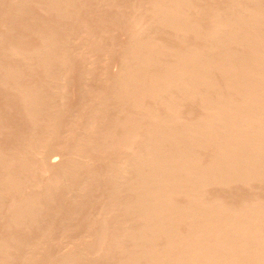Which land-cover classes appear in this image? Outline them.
<instances>
[{
    "label": "bare ground",
    "instance_id": "bare-ground-1",
    "mask_svg": "<svg viewBox=\"0 0 264 264\" xmlns=\"http://www.w3.org/2000/svg\"><path fill=\"white\" fill-rule=\"evenodd\" d=\"M35 1L37 0H0V18L1 21L2 19L6 21L3 20V24L7 23L2 28L0 27L2 29H0V89L8 91L15 98L18 109H21L19 114L22 115V119L20 115L18 118L23 120L22 126L25 124V128H28L27 131L24 130L25 132L22 130L25 134L14 130L17 133L15 134L19 136L14 139L19 140L16 143L12 139L15 141L14 144L10 145L9 142L6 145L7 147L13 145L15 148L10 147L14 148L11 149L12 151L7 153L3 150L4 153L0 149V211L4 208L7 209L4 211L8 216L9 224L6 227L9 228L8 235H10L4 240L2 235L5 236V234L0 232L2 233V235L0 234V264L7 262L12 264V260L18 261L17 264H31L36 257L37 261L38 258H41L37 254L42 253L40 251L46 248V244L45 247L43 244L51 239L49 238L51 234L49 229L53 226L50 220L51 226L42 222L41 216L44 207H41L44 203L39 204V202L47 204L51 202L48 200L50 197H56V194L54 197V193L50 192L53 189H49L51 185L46 178L53 174L48 167L52 166L51 169L54 167L55 170V166L58 167V170L54 171L58 172L57 175L59 174L60 178H55L57 175H52V178L59 183L57 184L54 180L53 184L56 183L58 186L52 188L55 187L58 191H62L60 188L63 186L66 189L68 182L73 183L74 179H82V176L74 178V173L79 169V172L81 169L83 172V168L86 170L88 159L91 163L93 162L92 156H90L92 159H86L84 155V153L88 155L90 152L89 149V151L86 150V147H91L92 143L88 145L89 143L87 144L85 141L89 139L91 134L89 130L92 129L90 126L93 125V122L102 123V126H98L99 130L97 127L95 133L92 130V134L99 132L96 134V136L99 135L98 137L93 135L96 140L99 138V141H96L98 145L92 140L94 141L93 145L94 143L96 145L93 149H97L100 145L106 146L110 149L108 153L104 148L108 155L112 154L106 155L107 153L103 149L105 157L112 156V160L105 161L103 155L100 157L102 161L100 158L99 161L103 162L104 166L107 164L106 170L104 169L106 176H104L107 178L105 181L108 187H110V189L108 188L110 191L106 188L108 202L105 203L108 204L104 203L102 207L106 205V208H103L102 211L106 209L104 214H107L109 219H113V221H107L114 222L115 226L113 225L114 228L110 226L112 228L109 232L101 229L100 232L103 233L102 230H105V233H103L104 235L96 234L100 238L95 235L96 232L99 233V230H95L96 225L103 228L111 224L107 221L108 225L105 224V219L108 216L102 215L100 210L98 215L106 218L101 216L99 219L97 218L98 220L96 219L93 223L95 229L91 225L97 239L94 240V235L89 236V241L91 237L93 238V242L89 243L88 239H82L87 237L81 235V239L86 242L82 248L81 245L84 241L81 245L79 244L80 247L76 246L81 250L72 253L71 250L74 248L71 246L72 249L69 248L70 252H68L72 254L68 253L69 255L64 256L63 252H59L63 256L60 258L57 256L58 260H55V254L53 256L50 252L46 257L49 260L55 257L54 260L52 259L53 264H89L91 259L97 260L100 256V254L95 255L98 258L96 259L94 256L93 258L92 251L100 247L98 252L100 253L103 244H105L103 245L105 254L102 250L104 256H100V259L102 257L101 261L93 260L92 262H96L93 264H264V202L261 201L264 199L258 197L261 199L259 200L256 197L259 196V190L263 189L261 194L263 193L264 188H260L256 192L257 195L254 194L255 189L252 191L255 187L254 184L261 186L264 183V0H147L146 3H142L146 0H141L142 2L137 3L144 4L143 6L136 5L133 9L130 4L128 5L131 8H127L133 9V15L127 13L129 9L125 8L127 15L130 14L131 18L126 17L125 11L120 12L115 9L116 7L113 8L120 5L122 1L118 4L117 0V2L111 0L112 4L113 2L118 4L111 5V7L108 2L109 9L106 8L109 10L108 12L119 11L118 15L115 14V18L116 15L119 19L122 13L125 14V20L122 19V16L124 17L122 14V20L119 19L116 23L120 25V28L123 27L121 25H125V32L124 30L123 32L128 33V44L126 47L124 46L120 63H118L120 64V68L117 70L119 73L115 79L113 78L112 84L108 85L109 94L106 91L108 96L106 99L103 97L104 100L99 102L93 99L97 102L94 103L98 105L95 106L94 112L93 110L90 112H93L97 117L89 119L92 121V123L89 121L91 124L88 123L90 126L87 125L88 120H85L86 124H84L85 121L80 123L81 125L78 122L79 128L85 126V128L88 127V130L80 129L84 133L78 134L82 137L78 138L80 140L76 144V141L72 140L74 146L70 145L72 141L66 142L71 139L68 138L71 137L70 134L66 133L68 139L65 137L67 139L65 142L70 147L67 145L68 147L65 148H62L64 142H59L64 138L60 140L63 133L60 134L62 130H59V127L63 128L59 124L61 118H58V114L61 111L58 112V110L59 107L61 110L63 109V106L60 105L63 100L62 96H65L62 92L64 90L61 89V86L65 84V82L62 83L61 73L63 70L61 68H66L65 65L69 62V58L74 55L70 52L69 47L72 39L69 38L64 28L59 27V21L58 27L55 22V28L49 24L51 28L49 26L47 28L43 22H39L40 24L35 22L36 18L40 17L35 16L34 13L37 11L31 12V9L37 10L39 7L42 13H47L45 15L49 14L48 16H53L51 17L53 19L69 21L72 24L74 22L70 20L73 17L72 12H76V7L83 3H79L78 0H39L44 3H42L44 6L40 2L35 7V3H39ZM94 1L98 5V0ZM101 1H98L100 3L99 10L101 8L105 10L106 2ZM217 1L219 4L216 3ZM83 2L90 4L86 0ZM127 2L130 3L129 0ZM133 2L137 4L135 0ZM85 3L86 8L83 9V6L82 11L86 10L87 12L90 9L93 14L99 11L98 9L94 10L93 7H98L95 3V6L92 4L86 6ZM101 3H104L103 7ZM123 4L125 5L126 2ZM220 4L223 8H219ZM33 5L35 8L30 7V9L29 6ZM75 8L76 10H74ZM119 8L121 9V7ZM40 13L38 12L37 15ZM78 13V18L76 13L74 17L79 19V24H81L78 16L81 13ZM101 14L103 13L98 15ZM51 18L49 19L50 23H53ZM44 20L49 21L48 18ZM47 21L45 22L47 23ZM78 21L76 22L77 28H79ZM104 21H101L102 24ZM35 23L39 25L37 26ZM42 24L46 29H40ZM15 25H18V28L21 27L20 30H29L30 36L36 44L33 45L34 41L31 42V46H29V41V44L24 43L25 36H17V33L14 32ZM113 25L116 27L115 22ZM71 26L68 27V23L65 25L67 28H71ZM108 27L107 29L112 28L111 30H113L114 26ZM104 28L100 29L105 32L106 26ZM120 28L118 26V29ZM120 30L122 32V28ZM17 32L19 35V31ZM72 32L70 31V34ZM78 32L76 31V33ZM79 49L81 48L79 47ZM70 53L73 55L70 56ZM73 58L70 60L72 61ZM8 61L16 62V64ZM33 71L40 73L39 76L43 77L42 80V77L39 79L40 83L39 80H36L38 85L31 84V82L29 84L28 80H25L28 73L33 78L38 76L36 73L35 75L31 73ZM11 94L3 95V98H10ZM10 99L8 101L5 99V102H10ZM13 101L12 98L11 102ZM59 101L60 105H58ZM7 103H5L7 106H11ZM90 108L92 109L91 106ZM185 108L195 110L196 115L193 116L194 111H187ZM109 112H112L114 116L111 114L112 118L108 117L106 120H109L105 121L103 115L106 114V118ZM17 114L15 115L17 116ZM62 114L60 116L63 117ZM94 114L91 116L93 117ZM98 116H102V118ZM3 117L2 120H4ZM95 118H101L105 122H99L100 119L95 121ZM2 123L0 122V126ZM70 129L72 130L71 127ZM70 129L68 128L69 133ZM3 131L1 132L3 133ZM65 131L67 130L63 132ZM18 133H21L22 136ZM73 135L72 138L78 136L74 133ZM91 137L90 139H93ZM56 138L57 140H55ZM90 139L88 142H92ZM54 141L58 142L54 143ZM83 142L87 145L85 146ZM100 142L101 144H99ZM56 143L58 146L54 147L53 144L56 145ZM59 143L62 147H59ZM111 150L118 154L117 157ZM91 153L93 154V151ZM54 155L59 156L61 162L56 160L58 164H54L56 163L52 161ZM113 156L116 159H113ZM96 157L98 156L96 155ZM91 163L88 169L92 168L90 166L93 163ZM40 164H44V167L41 165L42 169ZM54 171L52 170V172ZM40 172L45 174V177L40 175L48 181L46 185H49L48 188H45L46 185L41 182L45 190L42 189V195L41 193L39 195L37 191L38 189L40 192V189L43 188L39 184ZM78 173L76 175H79ZM85 173L87 172L80 173L84 175V180L86 179ZM37 174L39 176H36ZM33 175L36 179L38 178L37 184L39 185L36 184V179L33 181L36 187H39L31 189H35L36 197L38 194L39 197L44 198H42L44 201H39L41 198H36L35 195H29L30 193L35 194V191H31L29 187L31 192L27 189L25 191L29 194L23 193L24 187L28 183L33 184V181L29 182ZM35 177L33 176V178ZM43 178L41 180L44 182ZM80 182L76 181L73 185L72 183L68 184L67 189L72 185L73 188L69 190L74 189L75 192H78V188L77 191L75 189L77 186L74 187L78 183L77 185L81 184L80 187H83L84 190L85 185L83 181ZM34 184L33 186H35ZM60 184L62 186L58 189ZM235 185L250 191L251 195L244 189V191H240L248 195L241 199L240 196L238 197V193L236 196L231 194L233 202L235 201L233 197L239 198L237 203L235 202L236 204H233L232 201L231 204H227L229 202L227 200L228 193L225 196L226 200L223 199L224 196L221 198L211 197L212 188L219 195V191L216 189L228 191ZM208 189L210 192H207ZM62 192L58 196L64 197L61 199L63 201L67 195L62 196ZM73 192L72 195L66 190L63 193H68L71 197ZM226 192L222 194L224 195ZM206 193L211 195V198ZM84 195L86 196L87 192ZM58 196L52 202L58 200ZM8 200L13 201L8 202ZM71 200L69 199L67 202ZM53 205L55 206L56 202ZM0 214L3 217V214ZM2 220L0 222L3 225ZM40 220L42 221L40 222ZM96 221H99L98 224ZM45 224L48 226L45 227ZM4 226H2V230H7ZM9 226L14 228L15 231H12L16 233H12L17 235H11ZM88 227L90 228V225ZM108 229L110 230V228ZM51 231L53 230L51 229ZM31 232L33 235L29 234ZM84 234L86 233L84 232ZM101 236L109 237V239L106 241ZM102 239L103 242L109 240L108 245L101 242ZM65 244L64 246H66ZM11 250H17L16 256L12 255L14 252ZM51 255L53 257L49 258ZM11 256H15L19 260H16L15 257L11 258ZM47 261L45 260L43 264L51 263ZM35 262L34 264H36Z\"/></svg>",
    "mask_w": 264,
    "mask_h": 264
},
{
    "label": "rangeland",
    "instance_id": "rangeland-1",
    "mask_svg": "<svg viewBox=\"0 0 264 264\" xmlns=\"http://www.w3.org/2000/svg\"><path fill=\"white\" fill-rule=\"evenodd\" d=\"M38 2H39V0H37ZM37 1H35V2H37ZM42 1V0H41ZM40 1V2H41ZM79 1V3H83V5L81 4V5H78L76 8H77V10L78 9H81V8H83V6H84V3L85 2H83V1H85V0H82L81 2H80V0H78ZM91 1V0H90ZM90 1L89 0H86V2H89L90 3ZM94 1V0H93ZM91 1V3L90 4H86V6H88V5H93V6H95V5H97L96 4V2L94 1ZM97 1V0H96ZM98 1H100V0H98ZM97 1V3H98V5H100V3ZM102 1H104V2H106L105 3V6H104V3H101V6L103 5L104 6V8H105V10L103 9V8H101V10H99L100 9V7L98 6L97 8H95V7H93L94 8V10H96L97 11V9L99 10L98 12H100V13H103V14H101V15H98V14H100V13H98V12H94V14L92 13L93 11H91L90 12V9H88L89 11H87L86 12V10H84L85 11V13H84V11H82L83 9H85L86 7L84 6V8L83 9H81V10H78V12L79 11H81V12H79V13H81V15H78L79 17H80V23L81 24H79V19L77 20V10H76V8L74 9V10H76V12H72V15H73V17L75 16L74 14L76 13V17L77 18H75L74 17V19H73V17H72V19L70 18V20H72V21H74L75 23L78 21V27L79 28H77L76 26H77V23H76V25H75V23L74 22H72V24L69 22V21H62V20H57L56 18H51V17H53V16H48V15H45V14H47V13H42V11L39 9V7H37L38 9H39V11H38V9L36 10H34V9H31V8H35L36 7V5L38 6V4H40V2L39 3H35V7H34V5L33 6H29V8L31 9V12H33V11H37V13L35 12L34 13V15L35 16H39L40 18H36V20L37 21H35V22H37V23H41V22H43V24H44V26L45 27H47V26H49V25H51V27H53V28H55V26L54 25H56L57 27H58V24L60 23V25H59V27L61 28V29H65L66 30V32L68 33V35H69V38L70 39H72V41H70V43L71 44H73V45H71V44H69V47H70V49H71V53H73V54H71L70 53V56H72V57H70L69 58V66H67V64L65 65V67L67 68H61L63 71H62V83H64L65 82V84L64 85H62L61 87V89H63L64 91H62V92H64L63 93V95H65L64 97L62 96V98H63V100L60 102H58V105H60V103H61V107L63 108L62 110H61V108L59 107V110H58V112L59 111H61V113L59 112V114H58V118L60 117L61 118V121H59V124L62 126V128L63 129H61L60 127H59V130H62V132L61 131H59L58 130V132H61L60 134H62L63 133V135H64V137H63V135H61V137H60V140H61V138L63 139V141L61 140V141H59V135L57 136L58 137V141L60 142V143H66V142H71L72 140L75 142V144L81 139V137L82 136H80V135H78L79 133H84V132H82L83 130H86L87 128H85V126L84 127H82L81 126V128H83V130H80L81 128H79L80 127V125L82 124V122H84L85 120H88L87 121V125H88V123H89V121L90 120H92L94 117H97L93 112L95 111V106H97L95 103H97V102H99L100 100L102 101V99H103V97H104V99H106V96H108V94H109V90H107V89H109V87H108V85H110V84H112V81H114V79L116 78V76L118 75V73L119 72H117V70H119L118 68H120V64H118V63H120V59H121V54H122V51H124V48L126 47V45L128 44V40H129V38L127 37L128 35V33L126 32V34L124 33L125 32V30H124V24L123 25H121V26H123V27H121L122 28V32H120L121 30V28H120V25H117V20L119 21V19L120 20H122V19H124V18H126V17H129V18H131L132 16L131 15H133L134 13L132 12L133 11V9H134V7L136 6V5H140V6H143V5H141V3H137V2H142L141 0L139 1V0H135V2L137 3V4H135L133 1L134 0H129L130 1V3H128L127 1L128 0H112V1H116L118 4L120 3V5H118L117 3H115L114 4V2H113V4L111 3L112 1L111 0H108V1H106V0H102ZM101 1V2H102ZM111 1V2H110ZM93 2V3H92ZM108 2H109V6L111 7V5H118L119 7H121V9L118 7V6H114L113 8H115V9H118L120 12L122 11V12H124L125 14H126V17H125V14H123L124 15V17L122 16V14L119 16V19L117 18V13H119V11L117 10L116 12L115 11H113V12H108L109 10V6H108ZM124 2H126V4L124 5L123 3ZM147 2V0L146 1H143L142 3H146ZM219 1H217L216 3L217 4H219L218 3ZM43 2H41V5L42 6H44L43 4H42ZM94 3H95V5H94ZM133 3V5H131ZM216 3H215V5H216ZM221 3V2H220ZM30 4V3H29ZM122 4V5H121ZM130 4V6L133 8V9H130L131 7L130 6H128ZM135 4V5H134ZM222 4H224V3H222ZM79 6H81V7H79ZM102 6V7H103ZM108 6V7H107ZM124 6H126V7H124ZM219 6V5H218ZM220 6L221 7H219V8H223V6L220 4ZM127 7H130V8H127ZM93 8L91 7V9L93 10ZM106 8H108V9H106ZM129 11V12H127L126 11V9ZM29 9V10H30ZM111 10V9H110ZM113 10V9H112ZM40 11H41V13H40ZM106 11V12H105ZM38 12L40 13L39 15H37L38 14ZM132 13L131 15L130 14H128L127 15V13ZM78 13V14H79ZM105 13V14H104ZM90 14V15H89ZM114 14V15H113ZM115 14H117L116 15V18H115ZM41 15H45L43 18L41 17ZM94 15V16H93ZM47 16V17H46ZM106 16V17H105ZM111 16H112V19H111ZM114 16V17H113ZM121 16H122V19H121ZM90 17V18H89ZM46 18H48V20L51 18V22H53V23H50V20L49 21H47V20H44V19H46ZM96 18V19H95ZM114 18V19H113ZM129 18H127V19H129ZM40 19H42L41 21H40ZM56 19V20H55ZM82 19V20H81ZM104 19H105V21H104ZM115 19H116V21H115ZM3 20L4 19H2V21H1V18H0V27L2 28V26L3 25H5V24H7V23H5V24H3L4 22H6L5 20H4V22H3ZM53 20V21H52ZM96 20V21H95ZM100 20V21H99ZM108 20H114L113 21V23L115 22V24H116V27H115V25H113V23H112V21H111V23H110V21H108ZM125 20V19H124ZM45 21H47V23L45 22ZM58 21H59V23H58ZM101 21H104L103 23L105 24H102V22ZM107 21V23L111 26V27H113V30H111L109 27V25L107 24V23H105ZM45 22V23H44ZM55 22H57L56 24H55ZM63 22V23H62ZM101 22V23H100ZM2 23V24H1ZM37 23H35L37 26L40 24H37ZM68 23V27L69 26H71V25H73L74 24V26H71V28H67V27H65V25ZM70 23V24H69ZM100 23V24H99ZM43 24H42V26L40 25V29L42 28V29H46V28H43L44 26H43ZM46 24V25H45ZM49 24V25H48ZM102 24V25H101ZM112 24V25H111ZM122 24V23H121ZM53 25V26H52ZM81 25H83L84 27L82 28V26ZM81 26V27H80ZM90 26V27H89ZM101 26V27H100ZM106 26V30H105V32L102 30V29H105L104 27ZM109 26V27H108ZM118 26H119V28L120 29H118ZM50 26H49V28H51ZM56 27V28H57ZM74 27H75V30H74ZM102 28V29H100V28ZM107 27L109 28V29H107ZM0 28V29H1ZM17 28V29H16ZM21 28V27H20ZM20 28H18V25H15V33H17L16 35L17 36H20V35H22V36H25V38H23V40H25V41H23L24 43L26 42L27 44H29L30 43V45L29 46H31V42H33L34 41V39L30 36L31 35V32L29 31V30H26V29H21L20 30ZM48 28V27H47ZM73 28V29H72ZM77 28V29H76ZM114 28H115V30H114ZM78 29H80V30H78ZM2 30V29H1ZM68 30V31H67ZM85 30V31H84ZM120 30V31H119ZM123 30H124V32H123ZM17 31H19V35H18V32ZM70 31L72 32L71 34H70ZM76 31L78 32V33H76ZM84 31V32H83ZM102 31H103V33H102ZM110 31V32H109ZM117 31V32H116ZM21 32H24L23 34L21 33ZM26 32H28V33H26ZM21 33V34H20ZM83 33V34H82ZM84 33H86L87 34V36H86V34H84ZM29 36V38H28V36ZM72 35V36H71ZM73 35H75L74 37H73ZM31 37V38H30ZM84 37V38H83ZM80 38H82L81 40H80ZM87 38V39H86ZM69 39V40H70ZM76 39V40H75ZM160 39H162V37H160ZM163 40V39H162ZM161 40V41H162ZM28 41H29V43H28ZM78 41H79V43H78ZM73 42V43H72ZM83 44H82V43ZM127 42V43H126ZM36 44V42L34 41L33 42V45H35ZM80 44V45H79ZM85 44V45H84ZM76 45V46H75ZM27 46V45H26ZM81 48V49H79V47ZM82 46H84V47H82ZM91 46V47H90ZM125 46V47H124ZM86 47V48H85ZM122 47H123V49H122ZM75 48V49H74ZM95 48V49H94ZM94 49V50H93ZM78 51V52H77ZM107 54V55H106ZM88 56V57H87ZM74 57V58H73ZM71 58H73L72 59V61L70 60ZM82 58V59H81ZM119 59V60H118ZM8 62H11L12 63V61H8ZM113 62V63H112ZM12 64H16V62H13ZM112 64V65H111ZM117 66H119V67H117ZM69 67V68H68ZM69 69V70H68ZM65 70V71H64ZM88 71V72H87ZM31 73H33L34 75H35V73H36V75H41L40 73H37V72H35L34 73V71L33 72H31ZM85 73V74H84ZM115 73H117V74H115ZM38 76H35L34 78H33V76H31V74H29L28 73V75L26 76V79L25 80H28V82H29V84H30V82H31V84H35V85H38L40 82H41V80L43 79V77L42 76H39V78H38ZM115 76V77H114ZM31 77V79H29ZM42 77V78H41ZM36 78V79H35ZM41 78V80H39ZM65 78H66V80H65ZM114 78V79H113ZM34 79V80H33ZM113 79V80H112ZM36 80H39V83H37V81ZM111 82V83H110ZM69 86V87H68ZM64 87V88H63ZM107 87V88H106ZM87 90V91H86ZM0 91H1V95H0V120H2V117L4 118V120H2V121H0L2 124V126H0V129H3V130H0V132L1 131H3V133L1 132L0 134L3 136H1L0 135V149L2 150V152H4L3 150H5V152H10V151H12L15 147L12 145V146H9V147H7L6 145H8L7 143H9L10 142V145L13 143V142H15L16 141V143H17V141L19 140V139H16L17 137L19 138V136H17L16 134V131H14V130H18V132H23L24 130H28V128H25L26 126H25V124L22 126V123H23V120H21L22 119V115L21 114H19L20 113V111H21V109L19 108L18 109V103L16 102V100H15V98L12 96V94L11 93H8V91L7 92H5V91H2L1 89H0ZM67 91V92H66ZM106 91H108V94H107V92ZM6 94H5V93ZM105 93V94H104ZM9 94H11L9 97L11 98H7V97H5V99L8 101L9 99L12 101V98L14 99V101L13 102H8L11 106H7L5 103H7V102H5V99L3 98L4 96H8ZM101 94H102V98H101ZM105 96H104V95ZM107 94V95H106ZM4 95V96H3ZM97 96V97H96ZM99 96H100V98H99ZM98 98V99H97ZM93 99L94 100H97V102H95V101H93ZM103 99V100H104ZM3 100V101H2ZM66 100V101H65ZM87 100V101H86ZM93 101V102H92ZM5 102V103H4ZM15 102V103H14ZM89 102V103H88ZM95 102V103H94ZM3 103H4V105H6V106H4L3 105ZM7 103V104H8ZM64 103V104H63ZM95 105H94V104ZM8 104V105H9ZM15 105L14 107H13V105ZM17 104V105H16ZM92 105H94V106H92ZM90 106L92 107V109L90 108ZM4 107V108H3ZM15 107H16V110H18L19 112H17L16 110H15ZM6 108V109H5ZM13 108V109H12ZM90 108V109H89ZM94 108V109H93ZM66 111H65V110ZM187 111H194L193 112V116H195L196 114H195V110H191L190 108L189 109H187V108H185ZM184 109V112H186V110ZM5 112H4V111ZM8 110V111H7ZM12 110V111H11ZM90 110H93V112H90ZM7 111V112H6ZM10 112V113H9ZM67 114H65V113ZM78 112V113H77ZM92 113L91 115H93L94 114V116L92 117L91 115H90V113ZM5 113H8V114H6L5 115ZM16 113H18L17 114V116L15 115ZM63 113V114H62ZM70 113V114H69ZM76 113V114H75ZM88 113H89V115H88ZM63 115V117L62 116H60V115ZM81 114V115H80ZM85 114V115H84ZM114 116V114L112 113V112H109L108 113V115H107V117L105 118V116H106V114H104L103 115V119L105 120V121H108V120H106L108 117H111L112 118V115ZM19 115L21 116V119L20 118H18L19 117ZM87 115V116H86ZM111 115V116H110ZM7 116V117H6ZM10 116H12V117H10ZM66 116H67V118H69V119H67L66 118ZM86 116V117H85ZM89 116V117H88ZM75 117H77V118H75ZM79 117V118H78ZM98 117H101L102 118V116H98ZM189 117V116H188ZM82 118H84L83 120H82ZM85 118H87V119H85ZM90 118H92V119H90ZM101 118H95L94 120L96 121V119H97V121L100 119V121L99 122H105V121H103V120H101ZM110 118V119H111ZM190 118V117H189ZM12 119V120H11ZM63 119V120H62ZM90 119V120H89ZM67 120V121H66ZM79 120V121H78ZM93 120V121H94ZM12 121V122H11ZM72 121H74V122H72ZM5 122V123H4ZM64 124H63V123ZM78 122H79V124H78ZM91 123H92V121H90ZM12 123H13V125H12ZM15 123V124H14ZM21 124V125H19V124ZM91 123H89V124H91ZM94 123H95V126H94ZM76 124V125H75ZM84 124H86V121L84 122ZM83 124V125H84ZM93 125H88V126H90L92 129L91 130H89L90 131V136H89V139H90V137H91V135H92V137L91 138H93V139H90L91 141L92 140H94L95 142L98 140L99 141V138H97V140H96V138H95V136H96V134L97 133H99V132H97L96 134H94L96 131H97V127L100 125V126H102V123L100 124H98L97 122H93L92 123ZM16 125H17V128H16ZM19 125V126H18ZM59 125V126H60ZM86 125V126H87ZM97 125V126H96ZM15 126V127H14ZM21 126V128H19ZM78 127V128H76V127ZM93 126V127H92ZM11 127H13V128H11ZM65 127V128H64ZM70 127L72 128V130L70 129ZM75 127V128H74ZM5 128V129H4ZM22 128H24V129H22ZM68 128L70 129V133L68 132L69 130H68ZM75 129V131H73L74 129ZM93 128H95V129H93ZM100 128H102V127H100ZM7 129H9L8 131H6ZM21 131H20V130ZM11 130V131H10ZM23 130V131H22ZM64 130H67V131H65V132H63ZM88 130V129H87ZM92 130H94L93 132V134H92ZM96 130V131H95ZM98 130H99V127H98ZM76 135H78V136H75V137H73L72 138V136H74L73 135V133ZM81 131V132H80ZM119 130L117 129V132H118ZM5 132V133H4ZM25 132V131H24ZM23 132V134H25ZM88 132V131H87ZM15 135H14V134ZM66 133L69 135V136H71V137H68V138H71L70 140L67 138V136H66ZM19 135L21 134V133H18ZM12 135H14V136H12ZM81 135H83V134H81ZM93 135H95V136H93ZM11 136V137H10ZM20 136H22V135H20ZM99 135H97L96 137H98ZM14 137H16L15 139H14ZM65 137L68 139H65ZM9 138V140H7ZM76 138V139H75ZM78 138H80V139H78ZM12 139H14L13 141H12ZM78 139V140H77ZM89 139H88V141H89ZM55 140H57V138L55 139ZM67 140V141H66ZM86 140V139H85ZM85 140H83V141H85ZM12 141V142H11ZM58 141H54V143L55 142H58ZM66 141V142H65ZM73 141H72V143L70 144L71 146L73 145L74 146V143H73ZM87 140L85 141V142H87V144L88 145H90V143H92L91 144V147L89 146V148H88V146L86 147V150L87 151H89L90 150V152H88V155H87V153H84V155H85V157H86V159H88V158H90V156H92L93 157V159H92V157L90 158V159H92V163H93V165H91L90 167H92V168H90V169H88V167H89V165H90V160L88 159L87 161L89 162V163H87L88 164V167L86 168V170L83 168V172H82V169H81V172H79L80 171V169H79V173L76 171V173H74L75 174V176H74V178L77 176V178H79L78 176H82L83 178V180L81 179V178H79V179H74V180H72L73 181V183L72 182H68V184H71L72 183V185L73 184H75L74 182H76V181H83V184L85 185H83L82 184V186H84L85 187V189L83 190V187H80L81 186V184H79V185H77L78 183H76V185L74 186V187H76L75 189H76V191H77V188H78V192H75V190L73 189L72 191L71 190H69V189H72L73 187H72V185L70 186L71 188H69V189H67L68 188V184H67V187H66V189L64 188V186L62 187V188H60V186H62L61 184L59 185V187H58V189L60 188L63 192H65V190L66 191H68V193L70 194V195H72L71 193L74 191L75 192V195H74V192H73V196H71L70 197V195L68 194V193H63L62 191H58V190H56L55 189V187L57 188V186H56V183H57V181H56V179H53L52 178V175H57V173L58 172H55V171H57L58 169V167H56L55 166V168H56V170L54 169V167H53V169H51L52 168V166H50V167H48V165H46L49 169H50V172L51 173H53L52 175H51V177L50 176H47L46 178L49 180V184L51 185L50 187H49V189L51 190V189H53L52 191H50V192H52V194L54 195V197H55V194H56V199H57V196L62 192V196H65V195H69V199L71 200V198H72V200L71 201H68L67 202V200H69L68 198H67V196H65V199H63V201L61 200L62 198H64V197H59L58 196V200H60V201H58V200H56V201H53L52 202V200H54L55 198H53V196H52V198L50 197V199H48L49 201H51V202H48L47 204H45V202H42L41 200H43L44 198L43 197H39V195H40V193H41V195H42V193H43V191H42V189L44 190V186H42L41 184L43 183V185H46V183L48 182V181H46V179H44L43 177H42V175H44V177H45V174L44 173H46L47 171H41V172H44L43 174L40 172L39 173V175L40 174H42V175H36V176H39L40 177V180H39V184H40V186H42L43 188H39L41 191L39 192V190L37 189V191H38V194H37V196L39 197V198H41L39 201H41V202H39V201H37V202H39V204H43V205H45L46 206V209H45V206H43L42 205V207H41V205H40V207L41 208H43L44 207V209L42 210L43 212H42V216H41V218L43 219V221L42 220H40V222L42 221L43 223H47L49 226H51V224H52V226L53 227H51L50 229H49V231H50V233L52 234H50L49 236V238H51V239H48V241L46 242V243H44L43 245H44V247H45V244H46V248H44V249H42L40 252H42V253H40V254H37V256L38 257H41L40 259L38 258V261H39V263L42 261V263H40V264H43V262L46 260H48L47 262H51L52 264H53V258H55V260H58L60 257H62L63 255L64 256H66V255H71L72 253H74L73 251H76L77 252V250L79 251V250H81V248H82V246H84L85 245V241L84 240H82V239H85V240H87L88 239V241H89V236H93L94 235V230L92 231V227H94L93 226V223H94V221L98 218H100V216L101 215H98V214H100L99 212H100V210H101V212H102V215H104V216H108L107 214H104V211H105V213H106V209H104L103 211H102V209L103 208H106V205L108 204H106L105 202H108V200H107V197L106 196H108V190L110 189V187H108V184H107V182L105 181L107 178L105 177L106 176V171H104V169L106 170V165L107 164H105V166L103 165L104 163L103 162H100V161H102V158H100V157H102L103 155H104V157L106 156V155H108V153L110 152V149H108V148H106V146L104 147H102L101 145V147L100 146H98L97 147V149H93L94 148V146H96L95 145V143H94V145H93V142L94 141H92V142H88ZM15 143V146L17 145ZM60 143H59V147H62V145L60 146ZM64 143H63V147L62 148H65V147H68L69 145H68V143H66L65 145H64ZM14 144V143H13ZM81 144H82V142H81ZM80 144V145H81ZM83 144H84V142H83ZM87 144H84L85 146L87 145ZM96 144L98 145V143L96 142ZM99 144H101V142L99 143ZM68 145V146H67ZM84 145H82L81 147L82 148H84ZM2 146V147H1ZM53 146L54 147H57L58 146V143H56V145L55 144H53ZM93 146V147H92ZM7 147V149H5ZM10 147H14L13 149L12 148H10ZM70 147V146H69ZM101 149H100V148ZM99 148V149H98ZM104 148H106V150H107V152H106V150L104 149ZM12 149V150H11ZM89 149V150H88ZM104 149V151L107 153L106 155H105V153L102 151ZM0 150V151H1ZM7 150V151H6ZM85 150V149H84ZM86 150L84 151V152H86ZM99 150V151H98ZM93 151V154L91 153ZM114 152V150H111V152ZM4 152V153H5ZM94 152H97L96 154L94 153ZM112 152V153H113ZM90 153H91V155H90ZM98 153H99V155H98ZM100 153L102 154L101 156H100ZM114 154V156H116L117 157V155L118 154H115V152L113 153ZM89 156V157H87V156ZM96 155L98 156V157H96ZM110 155H112L111 153H110ZM110 155H108V156H110ZM57 156V155H56ZM55 155H54V157H52V161H54V162H56V160L58 161L59 160V162H61L60 161V157L59 156H57L56 157ZM94 156H95V159H94ZM113 156V157H114ZM59 157V158H58ZM112 157V156H111ZM111 157H105V161H111L112 160V158ZM116 157H114L113 159H116ZM99 158H100V161H99ZM108 158V159H107ZM98 161H97V160ZM94 160H96V161H94ZM103 161H104V158H103ZM104 161V162H105ZM107 161V162H108ZM96 162V163H95ZM98 162V163H97ZM91 163V164H92ZM54 164H58V162H56V163H54ZM96 164V165H95ZM41 165L44 167V164H40V168L42 169V167H41ZM103 166V167H102ZM47 167H46V169H47ZM106 167V168H105ZM40 169V170H41ZM88 169V170H87ZM95 169V170H94ZM103 169V170H102ZM43 170H45L44 168H43ZM52 170L54 171V172H52ZM88 173H85V178L87 179H85L84 180V175H81L80 173H83L84 174V172L85 171ZM90 170V171H89ZM100 171V172H99ZM49 172V173H50ZM48 173V172H47ZM48 173V174H49ZM56 173V174H55ZM79 174V175H76V174ZM90 173V174H89ZM98 174V175H97ZM105 175V176H104ZM34 177H35V175H33ZM33 176H31V179L29 180V182L30 181H33V180H35L36 179V177L35 178H33ZM104 176V177H103ZM43 178V180H45L44 182L41 180L42 178ZM49 177V178H48ZM55 177V176H54ZM59 177V174L55 177V178H58ZM73 177V176H72ZM60 178V177H59ZM102 178V179H101ZM106 178V179H105ZM72 179V178H71ZM100 179V180H99ZM38 178L36 179V184L38 183ZM54 180H55V184H53L54 183ZM60 179H58V181H59ZM76 180V181H75ZM101 181V182H100ZM42 182V183H41ZM59 182H61V181H59ZM80 182V183H81ZM86 182V183H85ZM31 183V182H30ZM33 184H34V181H33ZM33 184H27V186L26 187H24V190H23V193L25 192V194H29V192H31V191H35V194L33 193V194H29V195H31V196H33V195H35V197H36V190L35 189H31V188H34V187H36V185L35 186H33ZM39 184H37V185H39ZM57 184H59V183H57ZM105 184H107V185H105ZM263 184V185H262ZM261 184V186L259 185L258 186V184H254V188H253V190L252 191H254V189H255V191H254V194H258L259 192V196L257 195L256 197L258 198V197H261V198H263L264 199V191H263V193L261 194V191L263 190L262 188H264V183H262ZM28 185H30V186H28ZM48 184L46 185V187L45 188H48ZM53 186H55L54 188H52ZM28 187L31 189V191H29V189H28ZM39 186H37L36 188H38ZM80 187V188H79ZM94 187V188H93ZM97 187V188H96ZM256 187H258V188H256ZM64 188V189H63ZM108 190H107V189ZM232 188V187H231ZM229 189V190H231V191H227V190H220V189H216L217 191H219L218 192V194L219 195H217L215 192V189L214 188H212L213 190H211V188H210V190L211 191H213V193H211V197H223L224 196V200H226V198H225V196H227L228 194L231 196V194H233V196H236L237 194L236 193H238V197L241 199L242 197H245V195L247 196L248 194H250L251 195V192L249 191L248 192V190L246 191L244 188V190H245V192H247L248 194H246L245 192H243L244 190L240 187V186H237V185H235V187H233V188H236V189H234L233 190V188L232 189ZM262 189L261 191L259 190V189ZM28 189V191L29 192H27L26 193V191L25 190H27ZM80 189H82L81 190V192H79L80 191ZM238 189V190H237ZM257 189V190H256ZM55 190L58 192V195H57V193L55 192ZM93 190V191H92ZM235 190H237V191H235ZM240 190H243V191H240ZM259 190V191H258ZM45 191V190H44ZM48 191V190H47ZM84 191V192H83ZM87 192V195L85 196L84 194H86V192ZM110 191V190H109ZM222 191V192H221ZM227 191V192H226ZM258 191V193H256ZM91 192V193H90ZM207 192H210L209 191V189H208V191ZM223 192H226V193H224V195L222 194ZM76 193H80V195H82V196H84L83 198H82V196H78V194H77V196H76ZM84 193V194H83ZM215 193V194H214ZM228 193V194H227ZM235 193V194H234ZM253 193V192H252ZM207 194V193H206ZM227 194V195H226ZM208 196H209V194H207ZM206 195V196H207ZM221 195V196H220ZM227 196V200H229V202H227V204H231V198H232V196L230 197V196ZM207 196V197H208ZM209 196V197H210ZM255 196V195H254ZM14 198H15V196H13ZM13 197H10L11 199L13 198ZM38 197H36V198H38ZM210 197V198H211ZM230 199H229V198ZM238 197H236V199L233 197V200H235L234 202H233V204H236L237 203V201H238ZM16 198H17V196H16ZM43 198V199H42ZM75 198V199H74ZM67 199V200H66ZM259 200H261L260 198H258ZM14 200V199H13ZM13 200H8V202H10V201H13ZM66 200V201H65ZM44 201V200H43ZM45 201H46V199H45ZM74 201V202H73ZM261 201H263L264 202V200H261ZM8 202L6 201V204L8 205ZM55 202H56V205L54 206L53 204H55ZM58 202V203H57ZM236 202V203H235ZM53 203V204H52ZM104 203L106 204L105 205V207H102L103 205H104ZM38 204V205H39ZM51 204V205H50ZM92 204V205H91ZM7 205H5V206H7ZM64 206V207H63ZM73 206V207H72ZM4 208V207H3ZM49 208V209H48ZM64 208V209H63ZM101 208V209H100ZM6 208H4V209H2L1 211H0V213H2L3 214V217H4V219H3V217H2V215L0 214V221L2 220L3 221V225H5L4 227H6V226H8V224H9V220H8V216L7 215H5V210ZM48 209V210H47ZM7 210V209H6ZM89 210V211H88ZM4 213H3V212ZM47 211V212H46ZM98 212V213H97ZM46 213H48V214H46ZM50 213V214H49ZM52 213V214H51ZM78 213V214H77ZM82 213V214H81ZM92 213V214H91ZM9 214V213H8ZM104 216H101V217H104ZM106 217H104V219L106 218ZM7 218V219H6ZM51 218V219H50ZM110 217L108 216V218L107 219H105V224L106 225H108L107 224V222L108 223H111L109 226H107L108 228H110V230L107 228V227H103V228H99V226L98 225H96V229H95V227H94V229L95 230H99V233L98 232H96L95 233V235L96 234H103V233H105V230H108V232L109 231H111V228L112 227H110V226H115V224H113L112 222H109L110 220H112L113 221V219H109ZM5 219L7 220L6 222H5ZM97 219V220H98ZM52 222H50V221ZM107 220H109V221H107ZM99 221H101V220H99ZM98 221V222H99ZM107 221V222H106ZM5 222V223H4ZM97 222V221H96ZM96 222H95V224H96ZM98 222H97V224H98ZM42 223V224H43ZM49 223H51V224H49ZM47 224H45L44 226L45 227H47L48 225ZM94 224V225H95ZM0 225H2V222H0ZM2 225V226H3ZM90 225V228L88 227ZM91 225H92V227H91ZM2 226H0L1 227V230H2ZM43 226V225H42ZM41 226V227H42ZM114 226H113V228H114ZM9 227H11L10 229V232L12 233H16V232H14L15 230H14V228L12 227V226H9ZM7 228V227H6ZM6 228H3V229H6ZM51 229L53 230V231H51ZM62 229H63V231H62ZM87 230V232H88V229H89V232L87 233L86 232V230ZM90 229H91V233H90ZM101 229H105V230H102V232L103 233H101L100 231H101ZM0 230V232H4L3 234H5V236L4 235H2V233H0L1 235H2V237H4L3 239L4 240H6L8 237L7 236H10V235H8V230H9V228H7V230H2L1 231ZM12 230H14V231H12ZM78 230V231H77ZM85 230V231H84ZM5 231H7L6 233H5ZM65 232V233H64ZM84 232L86 233V234H84ZM10 233V234H11ZM11 234V235H17V234ZM7 234V235H6ZM30 235H33V233L31 232V233H29ZM107 235H109L108 233H106ZM84 237V236H86L87 238H82L81 239V237L82 236ZM93 236V238H94V240L95 239H97L96 238V236ZM104 235V234H103ZM62 236V237H61ZM106 236V235H105ZM105 236H101V238H103V239H106V241H107V239H109V237L107 238V237H105ZM1 237V238H2ZM7 237V238H6ZM12 237V236H11ZM11 237H9V238H11ZM25 237H26V234H25ZM24 237V238H25ZM78 237V238H77ZM89 237V238H88ZM98 238H100V236L98 235L97 236ZM61 238V239H60ZM93 238L91 237V239H90V241H89V243L90 242H93L92 240H93ZM103 239H102V241L101 242H103ZM50 241V242H49ZM84 241V243H83V245H81L82 244V242ZM87 241V242H88ZM103 242V243H106V245H108L107 243L109 242V240H108V242ZM52 242V243H51ZM77 242V243H76ZM66 245V246H64V244ZM70 243V244H69ZM102 243V244H103ZM81 245V248L79 249V248H76V246L78 247V245ZM88 244V243H87ZM57 245V246H56ZM68 245H69V247H68ZM80 245H79V247H80ZM103 245H105V244H103ZM103 245L101 246V252L100 253H98L99 252V249H100V247H99V249L97 248L95 251L93 250V249H90V250H93L92 251V254H91V256L93 257H95L96 259L98 258L97 256L100 254V256H104V254H105V246L103 247ZM50 246V247H49ZM71 246H72V248H74V249H72L71 248ZM107 247V246H106ZM72 249L71 251H72V253H69L70 252V249ZM76 249V250H75ZM67 250V251H66ZM98 250V251H97ZM102 250L104 251V254L102 253ZM12 252H14V254L12 253V255H15L16 256V253H18V252H16L15 250H11ZM65 251V252H64ZM69 251V252H68ZM19 252H21V251H19ZM46 252H48V253H46ZM51 252V253H50ZM59 252H63L62 254L63 255H61V253H59ZM75 252V253H76ZM49 253L50 254H53V256H54V254H55V257H53L52 255H51V257H49V258H52V259H47V257L49 256ZM58 255H57V254ZM69 253V254H68ZM98 253V254H97ZM10 254H11V252H10ZM10 254H9V258H10ZM19 254H21V253H19ZM18 254V255H19ZM60 254V255H59ZM17 255V256H18ZM42 255V256H41ZM95 255H97V256H95ZM15 256H13V257H15ZM47 256V257H46ZM59 258H58V257ZM100 256H99V258L97 259V260H95V259H93V260H95L96 262L99 260V262L101 261V259H102V257H101V259H100ZM12 256H11V258H13ZM19 257H20V255H19ZM36 257V256H35ZM34 257V258H35ZM93 257V258H94ZM45 258V260H42V259H44ZM15 259H16V257H15ZM14 259V260H15ZM18 260H19V258H17ZM16 259V260H17ZM36 259H37V257H36ZM36 259H33V261L35 262V261H37ZM15 260V261H16ZM92 259H91V263H89V264H93L94 262H92L93 261ZM7 261H8V259H7ZM9 261H11V259H9ZM38 261L37 262H35L36 264H39L38 263ZM12 264H17V262L18 261H16V262H14L13 260H12ZM34 262L33 263H31V264H34ZM54 262H57V261H54ZM95 262V263H96ZM50 263V264H51ZM6 264H11V262H7ZM55 264V263H54ZM98 264V263H97Z\"/></svg>",
    "mask_w": 264,
    "mask_h": 264
}]
</instances>
